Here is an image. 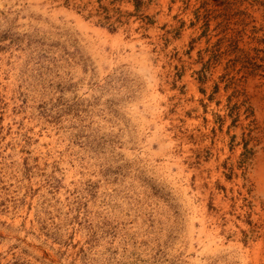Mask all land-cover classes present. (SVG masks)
Wrapping results in <instances>:
<instances>
[{"label": "rangeland", "instance_id": "374dc122", "mask_svg": "<svg viewBox=\"0 0 264 264\" xmlns=\"http://www.w3.org/2000/svg\"><path fill=\"white\" fill-rule=\"evenodd\" d=\"M0 264H264V0H0Z\"/></svg>", "mask_w": 264, "mask_h": 264}, {"label": "trees", "instance_id": "16d2710c", "mask_svg": "<svg viewBox=\"0 0 264 264\" xmlns=\"http://www.w3.org/2000/svg\"><path fill=\"white\" fill-rule=\"evenodd\" d=\"M137 1V0H136Z\"/></svg>", "mask_w": 264, "mask_h": 264}]
</instances>
